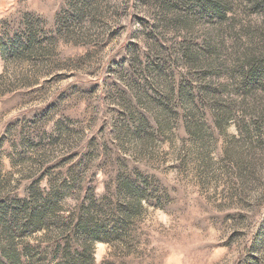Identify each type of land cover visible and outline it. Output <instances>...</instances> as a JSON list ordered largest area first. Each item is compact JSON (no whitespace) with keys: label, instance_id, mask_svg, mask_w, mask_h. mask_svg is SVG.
Instances as JSON below:
<instances>
[{"label":"rangeland","instance_id":"374dc122","mask_svg":"<svg viewBox=\"0 0 264 264\" xmlns=\"http://www.w3.org/2000/svg\"><path fill=\"white\" fill-rule=\"evenodd\" d=\"M86 209L93 264H264V0H0V264Z\"/></svg>","mask_w":264,"mask_h":264},{"label":"trees","instance_id":"16d2710c","mask_svg":"<svg viewBox=\"0 0 264 264\" xmlns=\"http://www.w3.org/2000/svg\"><path fill=\"white\" fill-rule=\"evenodd\" d=\"M227 6V5H226ZM226 6L220 7L218 6L216 3H206L205 6L201 5V14L202 16H206L208 17L210 20L212 19H221L224 15H225V10L224 8H226ZM123 174V173H122ZM122 176V175H121ZM125 176H122L121 180H125L127 178H124ZM143 179V176L139 175V177H137L134 182H138L140 183L141 180ZM123 183L125 181H122ZM129 182V181H128ZM147 190V188L145 189V191ZM144 191V192H145ZM60 190L59 189H52L51 190V195L52 196H57L59 195ZM35 192L34 190L30 191V196L29 198L32 199V203H26L28 205H34V211L33 213H28L29 217L26 219V223L25 226H35L37 227V229H41V227L45 228V225L40 226L43 222H45V220L47 219V217L49 218V211H50V204L49 201L44 202V204L46 205V208H41L40 206L38 207L37 203V195L35 196ZM37 199V200H36ZM104 201L105 198L103 199ZM25 206V205H24ZM89 209V208H88ZM86 209V212L89 216V219H95V222L93 223V225H89V220L88 222H86V218L87 217H80L77 219L76 223H74V226L72 228V230H70V234L66 237V239L64 240L63 246L61 247L59 245V243H55L54 245L51 246L50 250L48 251H41L38 252V249H36V251H32L31 249H28L27 247L23 248V255L26 258L25 262H21V264H50V260L53 257H55L56 255L60 256V262L61 264H93L92 258L90 253H88V246L82 245L81 249H74L73 251L69 249L71 241L73 240L74 237L77 238H81V235H84L85 237H90L91 233L92 234H96V236L98 234H103L105 235L106 231L102 230V224H101V220L99 218L100 215H98V217H91L89 210ZM88 210V211H87ZM85 214V213H84ZM17 215V210L15 209L12 213V216H14V218ZM111 217V219L114 217V215H109V217ZM121 219L120 220H114L115 222L112 223L114 225H122L123 224V220L124 219H128V216L126 215H121ZM113 226V225H112ZM114 228V226H113ZM116 228V227H115ZM70 228H67L65 230L61 231V236L65 235V232L69 231ZM111 234L109 233L107 236L109 237ZM75 239V238H74ZM77 242V241H76ZM17 252L14 251V257H13V262H10L12 264H16V262L18 261L20 263V258L18 257V255L16 254Z\"/></svg>","mask_w":264,"mask_h":264}]
</instances>
